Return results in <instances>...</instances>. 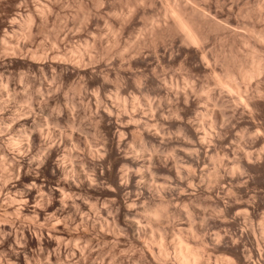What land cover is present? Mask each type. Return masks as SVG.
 <instances>
[{
    "label": "rangeland",
    "instance_id": "1",
    "mask_svg": "<svg viewBox=\"0 0 264 264\" xmlns=\"http://www.w3.org/2000/svg\"><path fill=\"white\" fill-rule=\"evenodd\" d=\"M260 35L264 0H0V264H264Z\"/></svg>",
    "mask_w": 264,
    "mask_h": 264
},
{
    "label": "bare ground",
    "instance_id": "2",
    "mask_svg": "<svg viewBox=\"0 0 264 264\" xmlns=\"http://www.w3.org/2000/svg\"><path fill=\"white\" fill-rule=\"evenodd\" d=\"M186 15H188V14H184V16H186ZM199 15H200V17H201V14L199 13ZM180 17L181 16H179V17H177L176 18V20L174 21V25L179 29V31L181 30L182 31V33H183V36H184V34H185V40H189V41H192V42H197V41H200V40H198V35H196V33H194L195 31H194V29L192 28L193 27V25L192 24H190L189 23V21H190V19L189 18H187V21H185V22H183L182 21V19H180ZM191 22V21H190ZM192 25V29L189 27V26H191ZM212 26V25H211ZM180 31V32H181ZM192 31H194V32H192ZM197 34H199V33H197ZM202 36V35H201ZM255 36V35H254ZM258 36V35H257ZM261 36L262 37H264L263 35H260L258 38H260L259 40H260V42L259 43H261L262 45H264V38L262 39L261 38ZM200 37V36H199ZM256 39H257V37H255ZM203 39V38H202ZM256 57V56H255ZM255 60V59H254ZM258 60V59H257ZM253 61V60H252ZM261 61H263V60H261ZM261 61H257V62H252L251 64H254V66L256 67L255 69H253L252 70V72H250L249 70L248 71H246V70H244V71H241L240 73V75L241 76H243L244 78H246V79H248V78H250V77H253L254 75H256L257 77L259 76V77H262L261 75L264 73V61L263 62H261ZM242 65V64H241ZM238 66V65H237ZM234 67H235V65H234ZM240 67V66H239ZM242 69V68H241ZM251 69V68H250ZM232 71V70H231ZM238 71H239V69H238ZM226 73H228V72H226ZM225 73V74H226ZM239 73V72H238ZM227 75V74H226ZM255 76V77H256ZM234 77H233V75L231 74L230 75V73L228 74V79H231V80H233L234 81V79H233ZM236 78V77H235ZM221 80V79H220ZM230 80V81H231ZM260 80V79H259ZM258 81V80H257ZM218 82V81H217ZM221 82H224L223 80H221ZM221 82H218V85H219V83H220V85H223L224 86V84L222 83L221 84ZM235 82V81H234ZM230 84H232V83H230ZM236 85V84H235ZM235 85L233 84V85H231V87L232 88H234L235 89ZM188 86V85H187ZM236 87H238V86H236ZM248 87V86H247ZM185 89V88H184ZM246 89V88H245ZM15 90V89H14ZM258 90V91H257ZM256 91L258 92L257 94H258V96L259 97H261V96H263V94H262V91H260L259 89H257ZM246 91V90H245ZM185 92V91H184ZM248 91H246V92H244V94L243 95H245L246 93H247ZM260 93H261V96H260ZM264 93V92H263ZM247 95H249V94H247ZM246 96V95H245ZM243 97V96H242ZM264 97V96H263ZM262 97V99H264ZM11 98V97H10ZM249 98V97H248ZM14 99V98H13ZM189 100V99H188ZM243 100H244V98H243ZM246 100V99H245ZM248 100V99H247ZM9 102V101H8ZM14 102V101H13ZM248 102V101H247ZM109 103V102H108ZM246 104V103H245ZM249 104V103H248ZM20 109V108H19ZM214 111V110H213ZM158 112V111H157ZM222 113H220V112H215L214 111V113H213V116H214V121H217V119H219L222 115H224V113H229V112H227L226 110H224V111H221ZM16 114V113H15ZM198 114V113H197ZM203 116V115H202ZM179 117V116H178ZM18 118V117H17ZM27 118H29V117H27ZM222 118V117H221ZM220 118V119H221ZM227 118V117H226ZM225 118V119H226ZM134 119V118H133ZM15 121V120H14ZM183 121V120H182ZM21 122V121H20ZM135 122V121H134ZM141 122V121H140ZM223 122V121H222ZM34 124V123H33ZM117 124H119V123H117ZM123 125V124H122ZM126 125V124H125ZM125 125L123 126V127H125ZM20 126V125H19ZM23 126V125H22ZM128 126V125H127ZM120 127H122V126H120ZM187 128H188V130H189V133H190V135L195 139V140H197V142L195 143L194 142V144H195V146L197 147V148H195V149H201V150H203L202 148L203 147H205V139H203L202 138V140H200L201 139V137L199 136V134L200 133H198V129L197 130H195V129H193L191 126H187ZM196 128V127H195ZM150 129V128H149ZM186 129V128H185ZM11 130V129H10ZM146 130V129H145ZM148 130V129H147ZM16 131V130H15ZM159 131V130H158ZM41 132H42V130H41ZM41 132H38V133H40L41 134ZM117 132V131H116ZM43 133H44V131H43ZM122 133V132H121ZM202 133V132H201ZM21 134V133H20ZM40 134H39V136H40ZM155 134V133H154ZM25 134H23V136H24ZM149 135V134H148ZM151 135H153V134H151ZM160 135V134H159ZM169 135V134H168ZM21 136V135H20ZM42 136H43V134H42ZM124 136H125V134H124ZM200 138H199V137ZM207 137V136H206ZM39 138V137H38ZM37 138V139H38ZM40 139H41V136H40ZM122 139H124V138H122ZM163 139V138H162ZM18 140H20V139H18ZM125 140V139H124ZM164 140V139H163ZM193 140V139H192ZM11 141V140H10ZM25 141V140H24ZM29 141V140H28ZM43 141V140H42ZM123 141V140H122ZM120 142V141H119ZM162 142V141H161ZM14 143V145H16V144H18V143H16L15 144V142H13ZM13 143H12V147H13ZM19 143H21V142H19ZM26 143V142H25ZM163 143V142H162ZM185 143V142H184ZM192 143H193V141H192ZM8 144H10V142L8 143ZM22 144V143H21ZM20 144V145H21ZM28 144V143H27ZM24 145V144H23ZM29 145V144H28ZM59 146V145H58ZM120 146V145H119ZM56 147V146H55ZM160 147V146H159ZM163 147V146H162ZM178 147V146H177ZM207 147V146H206ZM18 148V147H17ZM50 148V147H49ZM183 148V147H182ZM161 149V148H160ZM180 149H181V147H180ZM195 149L193 150V151H195ZM5 150V149H4ZM16 150V149H15ZM20 150V149H19ZM45 150V149H44ZM58 150V149H57ZM56 150V151H57ZM159 150V149H158ZM184 150V149H183ZM190 150V149H189ZM18 151V150H17ZM22 151V150H21ZM186 151V150H185ZM191 151V150H190ZM192 152V151H191ZM190 152V153H191ZM196 152V151H195ZM186 153V152H185ZM194 153V152H193ZM21 154V153H20ZM40 154V153H39ZM58 154V153H57ZM165 154V153H164ZM38 155V154H37ZM43 155V154H42ZM198 154H196V156H197ZM206 155V154H205ZM8 156V155H7ZM191 156V155H190ZM152 157V156H151ZM157 157V156H156ZM154 158V156H153V159L152 160H154L155 162L156 161H158V158ZM180 157V156H179ZM160 159V158H159ZM11 160V159H10ZM16 160V159H15ZM34 160V159H33ZM32 160V161H33ZM166 160V159H165ZM170 160V159H169ZM31 161V160H30ZM168 162V161H167ZM39 163H40V161H39ZM150 163V162H149ZM165 163H166V161H165ZM175 163V162H174ZM160 164H161V161H160ZM179 164V163H178ZM155 165V164H154ZM163 165V164H162ZM168 165V164H167ZM176 165H177V163H176ZM175 165V166H176ZM40 166V165H39ZM163 166H166V165H163ZM193 166V165H192ZM21 167V166H20ZM168 167V166H167ZM177 167H179L178 165H177ZM181 167V166H180ZM15 168V167H14ZM64 168V167H63ZM150 168V167H149ZM165 168V167H164ZM185 168V167H184ZM204 168H205V166H204ZM193 169V168H192ZM197 169V168H196ZM19 170V169H18ZM39 170V169H38ZM180 171V170H179ZM202 171V170H201ZM168 172L169 173H171L172 172V170H171V168L169 167L168 168ZM178 172V171H177ZM187 172V171H186ZM14 173V172H13ZM189 173V172H188ZM195 173V172H194ZM5 174V173H4ZM37 175H38V173H37ZM39 175H40V173H39ZM143 175V174H142ZM196 175V174H195ZM131 176H132V174H131ZM131 176H130V178H131ZM34 177V176H33ZM124 177V176H123ZM137 177V176H136ZM179 177H180V175H179ZM37 178V177H36ZM133 178V177H132ZM143 177H141V179H142ZM190 178V177H189ZM200 178H201V176H200ZM125 179V178H124ZM171 179V178H170ZM181 179V178H180ZM127 181H129L128 179H126ZM45 181V180H44ZM127 181H126V183H127ZM143 181V180H142ZM36 181H34V183H35ZM57 182V181H56ZM139 182V181H138ZM33 183V182H32ZM60 183V182H59ZM121 183V182H120ZM123 183V182H122ZM181 183H182V180H181ZM7 184V183H6ZM58 184V183H57ZM202 184V183H201ZM33 185V184H32ZM38 185V184H37ZM46 185V184H45ZM122 185V184H121ZM124 185V184H123ZM122 185V186H123ZM125 185H127V184H125ZM160 185V184H159ZM168 185V184H167ZM194 185V184H193ZM197 185V184H196ZM58 186H59V184H58ZM176 186V185H175ZM14 187V186H13ZM53 187V186H52ZM172 187V186H171ZM191 187V186H190ZM189 187V188H190ZM193 187V186H192ZM200 187V186H199ZM42 188V187H41ZM54 188V187H53ZM56 188H58V187H55V189ZM65 188V187H64ZM64 188H60L59 190H62V192H63V190H64ZM140 188V187H139ZM180 188H182V187H180ZM194 188V187H193ZM54 189V190H55ZM174 189V188H173ZM191 189V188H190ZM9 190V189H8ZM41 190V189H40ZM57 190V189H56ZM169 190H170V188H169ZM169 190H168V192H169ZM42 191V190H41ZM51 191H52V188H51ZM165 190H163V192H164ZM59 192V191H58ZM162 192V191H161ZM181 192V191H180ZM185 192V191H184ZM187 192V191H186ZM185 192V193H186ZM43 193V192H42ZM45 193V192H44ZM51 193V192H50ZM171 193V192H170ZM17 194V193H16ZM53 194V193H52ZM62 194V193H61ZM125 194H126V192H125ZM177 194V193H176ZM181 194V193H180ZM189 194V193H188ZM136 195V194H135ZM159 195V194H158ZM166 195V194H165ZM191 195H192V192H191ZM173 196V195H172ZM61 197V196H60ZM64 197V196H63ZM66 197V196H65ZM78 197V196H77ZM55 198V197H54ZM62 198V197H61ZM127 198V197H126ZM125 198V199H126ZM43 199V198H42ZM65 199H67V197L65 198ZM140 199V198H139ZM174 199V198H173ZM176 199V198H175ZM16 200V199H15ZM18 200V199H17ZM59 200V199H58ZM63 200V198L61 199V201ZM115 199H113V201H114ZM136 200V199H135ZM164 200V199H163ZM13 201V200H12ZM27 201V200H26ZM60 201V202H61ZM64 201V200H63ZM128 201V200H127ZM66 202V201H65ZM144 202V201H143ZM171 202V201H170ZM16 203H18V201L16 202ZM22 203V201L20 202V204ZM24 203V202H23ZM29 203V202H28ZM62 203V202H61ZM126 203V202H125ZM137 203V202H136ZM3 204V203H2ZM59 204V203H58ZM63 204V203H62ZM177 204V203H176ZM61 205V204H60ZM64 205V204H63ZM63 205H61V207L63 206ZM169 205V204H168ZM34 206V205H33ZM64 206H66V205H64ZM120 206V205H119ZM118 206V207H119ZM127 206H130L129 204H127ZM132 206V205H131ZM131 206H130V208H131ZM175 206V205H174ZM14 207V206H13ZM32 207V206H31ZM75 207V206H74ZM109 207V206H108ZM126 207V206H125ZM133 207V206H132ZM134 207H135V205H134ZM133 207V208H134ZM28 208V207H27ZM80 208V207H79ZM106 208V207H105ZM105 208H103V209H105ZM129 208V209H130ZM132 208V209H133ZM165 208V207H164ZM169 208V207H168ZM17 209V208H16ZM117 209H119V208H117ZM144 209V208H143ZM154 209V208H153ZM158 209V208H157ZM76 210V209H75ZM120 210V209H119ZM126 210H127V207H126ZM160 210V209H159ZM63 211V210H62ZM108 211V210H107ZM106 211V212H107ZM110 211H111V209H110ZM129 211H131V210H129ZM129 211H126V213H125V210H124V213L123 214H121V216H120V218L122 219V222L124 223V225H126L129 229H130V231L131 232H134L135 233V231L136 230H138V231H136V234H138L139 235V233H141V231L143 230V229H141V231L139 230V229H136L135 227H139V226H135L134 224L135 223H133L134 221L133 220H131V221H133V222H131L129 219L130 218H128L129 216ZM133 211V210H132ZM18 212V211H17ZM22 212V211H21ZM100 212H101V210H100ZM109 212V211H108ZM112 212V211H111ZM121 212V211H120ZM19 213V212H18ZM251 213V212H250ZM19 214H21V213H19ZM100 214V213H99ZM104 214V213H103ZM110 214V213H109ZM117 214H119L118 212H117ZM131 214V213H130ZM147 214V213H146ZM149 214V213H148ZM47 215V214H46ZM102 215V214H101ZM116 215V214H115ZM145 215V214H144ZM150 215H152V216H154L155 218H157V215H158V213L156 212V211H150ZM160 215V214H159ZM204 215V214H203ZM100 216V215H99ZM109 216V215H108ZM117 216V215H116ZM128 216V217H127ZM169 216V215H168ZM139 217V216H138ZM150 217V216H149ZM153 217V219H155ZM159 217V216H158ZM132 218V217H131ZM134 218V217H133ZM137 218V217H136ZM135 218V219H136ZM140 218V217H139ZM152 217H150V219H151ZM160 218V217H159ZM161 218H162V216H161ZM107 219V218H106ZM44 220H46V219H44ZM137 220V219H136ZM64 221V220H63ZM105 221V220H104ZM107 221V220H106ZM114 221H115V219H114ZM159 221V220H158ZM160 221H161V219H160ZM252 221V220H251ZM109 222V221H108ZM138 223V222H137ZM156 223V222H155ZM158 223V222H157ZM114 224V223H113ZM159 224V223H158ZM160 224H162V223H160ZM159 224V225H160ZM94 225V224H93ZM109 225H110V223H109ZM115 225H117V224H115ZM119 225V224H118ZM246 225V224H245ZM54 226V225H53ZM118 227V226H117ZM147 228V227H146ZM152 228V227H151ZM262 229H261V234L264 236V225H263V227H261ZM103 229V228H102ZM118 229V228H117ZM119 229H121L120 227H119ZM136 229V230H135ZM145 229V228H144ZM159 229V228H158ZM251 229H252V227H251ZM123 230V229H122ZM122 230H121V232H122ZM182 230V229H181ZM250 230V229H249ZM248 230V231H249ZM54 231V230H53ZM146 231V230H145ZM242 231V230H241ZM69 232V231H68ZM142 232H144V231H142ZM243 232V231H242ZM253 232H255V231H253ZM247 234V233H246ZM145 235H146V232H145ZM152 235V234H151ZM178 235V234H177ZM241 235H242V233H241ZM253 235V234H252ZM243 236V235H242ZM254 236H256V234H254ZM138 237H140V236H138ZM137 237V238H138ZM174 237V236H173ZM179 237V236H178ZM248 237V236H247ZM180 238V237H179ZM52 239V238H51ZM62 239V238H61ZM162 239V238H161ZM181 239V238H180ZM139 240V239H138ZM154 240V239H153ZM58 241V240H57ZM146 241H147V239H146ZM161 241V240H160ZM70 242V241H69ZM183 242V241H182ZM68 243V242H67ZM91 243V242H90ZM143 243V242H142ZM148 243V242H147ZM107 244V243H106ZM164 244V243H163ZM148 245V244H147ZM152 245V244H151ZM161 245V244H160ZM67 246V245H66ZM65 246V247H66ZM149 246V245H148ZM162 246V245H161ZM185 248H184V247ZM81 247V246H80ZM181 249L179 250V252L177 253V257H178V262H179V264H196V260L198 261V257H196V255H195V251L194 252H192L191 250H190V248L187 246H185V245H182L181 244ZM87 248V247H86ZM98 248V247H97ZM147 248V247H146ZM158 248H160V246L158 247ZM162 248V247H161ZM160 248V249H161ZM82 249V248H81ZM84 249V248H83ZM163 249V248H162ZM73 250H74V248H73ZM72 250V251H73ZM159 250V249H158ZM260 250V249H259ZM258 250V251H259ZM79 251V250H78ZM149 251V250H148ZM161 251V250H160ZM160 251H158V252H160ZM164 251V250H163ZM150 252V251H149ZM261 252V251H260ZM72 253H75V251L74 252H72ZM154 253V252H153ZM152 253V254H153ZM77 254V253H76ZM82 254V253H81ZM161 254V253H160ZM260 254V253H259ZM243 255V254H242ZM251 255H252V253H251ZM162 256H163V254H162ZM166 256H167V254H166ZM246 257V256H245ZM243 258L242 259V261H241V264H244V263H246V261H248V259H246V258ZM261 257H262V254H261ZM260 257V258H261ZM263 259V258H262ZM114 260H116V259H114ZM164 260V259H163ZM253 260V259H252ZM132 261V260H131ZM199 261H201V260H199ZM167 262V261H166ZM177 262V263H178ZM251 262V261H250ZM110 263V262H109ZM168 263V262H167ZM199 262H197V264H198ZM93 264V263H92ZM135 264V263H134ZM159 264V263H158Z\"/></svg>",
    "mask_w": 264,
    "mask_h": 264
}]
</instances>
